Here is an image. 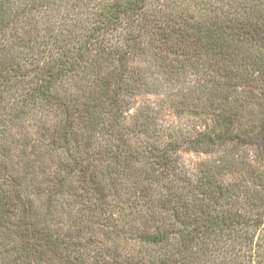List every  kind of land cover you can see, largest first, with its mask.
<instances>
[{"label": "trees", "instance_id": "obj_1", "mask_svg": "<svg viewBox=\"0 0 264 264\" xmlns=\"http://www.w3.org/2000/svg\"><path fill=\"white\" fill-rule=\"evenodd\" d=\"M148 96L198 123L157 131ZM262 234L264 0H0V264H255Z\"/></svg>", "mask_w": 264, "mask_h": 264}, {"label": "rangeland", "instance_id": "obj_2", "mask_svg": "<svg viewBox=\"0 0 264 264\" xmlns=\"http://www.w3.org/2000/svg\"><path fill=\"white\" fill-rule=\"evenodd\" d=\"M132 104L134 107L131 108L132 113H136L137 110L142 108L151 109V113L157 118V131L170 132L171 130L183 131L187 133L192 129V125L198 123L194 118H191L189 115H179L173 109V104L168 107L164 103L163 97L157 96H148V97H138L133 100ZM128 114V115H129ZM56 121H59L55 113H50L44 110H38L37 108L33 110L31 116L17 119L11 118V121L6 122L8 129L3 136L1 143V157L2 159H8L6 162L9 165V170L11 173L15 171V175L19 174L22 177L24 176V166L35 163L37 152H31L32 146L41 149L43 146L42 143H39L41 139L45 136H42L46 129H51ZM34 141L31 146V141ZM28 144V145H26ZM24 149L27 151V155L24 152ZM56 150V149H55ZM40 152V150H39ZM26 155V156H25ZM53 163H61L64 159V154L60 151H54L51 153ZM48 158L49 155H46ZM186 160L190 163V167L193 169L196 167L197 163H200L203 160V157H198L196 154L189 155ZM11 165L14 168H11ZM38 166L41 169L40 163ZM37 165H35L34 170H40ZM46 174V173H45ZM35 198V196H34ZM35 201L37 202L36 198ZM263 234L257 239H261ZM260 250L257 249L255 253L254 261L255 264H264V241L259 242ZM262 247V248H261Z\"/></svg>", "mask_w": 264, "mask_h": 264}]
</instances>
